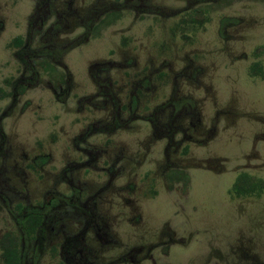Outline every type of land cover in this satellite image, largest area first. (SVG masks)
<instances>
[{
	"label": "rangeland",
	"instance_id": "374dc122",
	"mask_svg": "<svg viewBox=\"0 0 264 264\" xmlns=\"http://www.w3.org/2000/svg\"><path fill=\"white\" fill-rule=\"evenodd\" d=\"M32 1L0 34V237L76 196L39 264H264V189L230 192L264 181V0H49L31 75L7 44Z\"/></svg>",
	"mask_w": 264,
	"mask_h": 264
},
{
	"label": "flooded vegetation",
	"instance_id": "af4514ba",
	"mask_svg": "<svg viewBox=\"0 0 264 264\" xmlns=\"http://www.w3.org/2000/svg\"><path fill=\"white\" fill-rule=\"evenodd\" d=\"M18 1L19 0H0V34L2 33V28H3V19H4V15L7 13H12L13 11H15L17 5H18ZM32 1V0H31ZM33 2V1H32ZM48 5H49V0H34L33 2V9L30 10L28 17H27V25H26V29L25 31H21V35L16 34V32L12 35L13 37L11 38V40H9L7 46L14 50L13 53L14 55L17 57L20 65L22 67H25L26 69H28L29 73L32 75L33 74V54L36 52V50H33V45H34V41L37 44H41L40 47L37 45V47H35V49H46L47 45H45V43L47 42V38H48V29L45 28L44 30L42 29V24L44 22V20L46 19L49 10H48ZM15 25H17V22H13L12 27L13 29H15ZM47 27V26H46ZM39 30V35L36 36L35 40H32V35L34 31ZM23 35V36H22ZM9 38V37H8ZM42 58L44 56H41ZM33 58V59H32ZM31 60V61H30ZM20 66V67H21ZM31 71V72H30ZM23 78L21 76H19V79L15 80V84L18 81L19 83H17L16 85H20V87H24L23 85V81H21ZM27 79V78H26ZM25 79V80H26ZM23 89L20 90V92H22ZM11 96L12 99L14 100V96H15V91H4L1 87H0V99L4 98L6 96ZM12 102L9 104V106H7L3 111H0V121L4 116H7L9 113L8 111H10ZM3 140V135H2V131H1V125H0V143ZM87 164V163H85ZM60 205H62V203H60ZM73 210L75 209H79V207L74 208L72 207ZM64 213V212H63ZM10 215H11V211H10ZM59 219H62L61 217H59ZM13 222L15 224V226H17L16 221L13 218ZM44 222H48V220L44 219ZM48 234H41L37 239H34L32 242L27 243L26 247L28 248L27 251L25 252V255L21 256L20 258H22L21 262L23 264H39L40 258L42 257L41 255V246L42 244L45 242L44 239H46L45 237H47ZM44 238L42 239L44 242H42V244L40 243L39 240H41L40 238ZM41 240V241H42ZM63 243L64 241H66L67 243H69L68 248L71 249L72 246H70V242L72 241V238L69 237L68 235H64L63 239H62ZM57 250H55L54 247H49V249L52 250V252H55L57 254V256L59 257V264H72L75 263L74 260V255H70V256H62V245H59L56 247ZM0 264H1V256H0Z\"/></svg>",
	"mask_w": 264,
	"mask_h": 264
},
{
	"label": "trees",
	"instance_id": "16d2710c",
	"mask_svg": "<svg viewBox=\"0 0 264 264\" xmlns=\"http://www.w3.org/2000/svg\"><path fill=\"white\" fill-rule=\"evenodd\" d=\"M196 12V11H193ZM192 21L191 19H189ZM187 25L188 23L184 21V19H180L177 26ZM34 66V62H33ZM32 66L33 73L34 67ZM181 102L175 103L176 106H179ZM157 120V116L153 117ZM39 161L44 162L45 159H40ZM40 164V163H38ZM177 172L174 174V177H177ZM264 189V181L259 179H252L248 174L241 172L235 178L233 184L231 185L230 192L237 197L242 196H258ZM76 196H63L57 195L54 200H49V202L43 201L37 207H29L24 206L20 203H17L15 207L18 211V215L15 216L14 220L17 223V230L8 231L2 234L0 237V256H1V264H23L21 262V256L25 255L27 251V243L32 242L34 239H37L44 232L43 226L46 222V214L50 210L52 206H54V202L59 201L60 203L67 204L68 206L77 208L79 204H71L73 202V198ZM13 213V211H11ZM49 222V219H47ZM20 221L24 222V225L21 226ZM38 235V236H37ZM42 240V238H40ZM40 241L44 242L43 240ZM41 250V248H40Z\"/></svg>",
	"mask_w": 264,
	"mask_h": 264
}]
</instances>
